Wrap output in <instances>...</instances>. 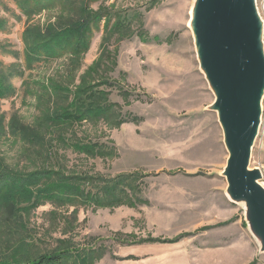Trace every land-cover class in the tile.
<instances>
[{"label":"rangeland","instance_id":"374dc122","mask_svg":"<svg viewBox=\"0 0 264 264\" xmlns=\"http://www.w3.org/2000/svg\"><path fill=\"white\" fill-rule=\"evenodd\" d=\"M57 1L28 19L13 0H0V76L14 89L0 100V171L22 174L42 164L30 144L10 134V124L35 128L46 105L44 88L79 87L104 57L99 74L107 81L101 90L114 105L111 115L76 126L69 138L108 146L111 154L93 159L59 143L50 164L69 175L136 174L148 204L0 208V261L29 262L70 241L97 248L100 255L87 264H264L247 205L228 193L229 153L189 28L196 0H77L103 16L82 65L63 58L30 70L24 32L70 16ZM256 6L264 26V0ZM124 17L126 32L111 33ZM132 117L141 120L117 125ZM250 170L261 172L264 187V97Z\"/></svg>","mask_w":264,"mask_h":264},{"label":"trees","instance_id":"16d2710c","mask_svg":"<svg viewBox=\"0 0 264 264\" xmlns=\"http://www.w3.org/2000/svg\"><path fill=\"white\" fill-rule=\"evenodd\" d=\"M13 1L28 19L51 10L58 2L57 0ZM61 1L64 2V4L60 3L62 10H67L70 16L67 18L60 16L55 23H50L44 29L34 26L28 27L24 32L25 59L30 70L38 64L52 63L63 58L68 59L76 68L80 67L82 59L90 48L94 30L100 28L103 18L100 13L91 11L84 4H78L77 0ZM119 19L121 22L118 21L111 30L113 34L126 32L130 25L126 17ZM111 20L109 18L108 26ZM108 26L106 32H110ZM103 58L96 61L84 74L79 87L49 84V87L44 88L43 100L46 101V105L35 128L14 122L10 124V134L19 136L30 144L33 152L43 161L41 165H35V170L22 174L1 168V209H38L47 203L58 207L82 206L95 209L137 207L148 204L141 197V185L138 184L136 174H123L114 178L69 175L61 168L56 169L50 164L59 143L67 149L93 159L111 154L112 148L108 146L83 143L69 138L76 126L99 121L111 115L114 105L108 99L109 94L101 90V87L107 83L99 74V66ZM6 83L0 76V100L14 95V89L10 85L6 86ZM140 120L138 117H132L128 121L120 119L117 125ZM149 240V242H158ZM169 242H177V239ZM79 243L60 241L55 250L39 254L29 262L0 261V264L71 262L87 264L100 255L97 248Z\"/></svg>","mask_w":264,"mask_h":264},{"label":"water","instance_id":"95a60500","mask_svg":"<svg viewBox=\"0 0 264 264\" xmlns=\"http://www.w3.org/2000/svg\"><path fill=\"white\" fill-rule=\"evenodd\" d=\"M192 27L200 68L214 95L229 153L224 177L233 201L247 205L264 252V187L250 170L264 97L263 21L256 0H196Z\"/></svg>","mask_w":264,"mask_h":264},{"label":"bare ground","instance_id":"6f19581e","mask_svg":"<svg viewBox=\"0 0 264 264\" xmlns=\"http://www.w3.org/2000/svg\"><path fill=\"white\" fill-rule=\"evenodd\" d=\"M190 24H189V28L191 30V27H192V19H193V11L191 12V15H190ZM261 184V183H260ZM262 185V184H261Z\"/></svg>","mask_w":264,"mask_h":264}]
</instances>
